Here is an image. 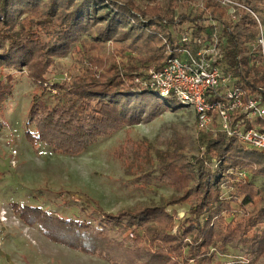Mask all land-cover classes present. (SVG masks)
<instances>
[{"label": "trees", "instance_id": "1", "mask_svg": "<svg viewBox=\"0 0 264 264\" xmlns=\"http://www.w3.org/2000/svg\"><path fill=\"white\" fill-rule=\"evenodd\" d=\"M246 2L264 11V0ZM165 14L161 7L142 9L121 0H0V69L27 73L39 90L31 100L27 134L55 152L78 157L124 128L187 107L148 84V72L177 56L188 30L209 31L207 15L224 25L225 71L249 93L264 88V69L250 66L247 55V43L256 34L249 17L230 24L227 12L212 0L194 15ZM186 22L192 26L177 29ZM68 54L86 59L91 72L49 83L46 75ZM117 57L128 62L120 65ZM12 95V81L0 79V111ZM4 125L0 119V134ZM214 125L218 131L201 159L181 151L157 152L154 179L177 193L166 205L99 216L86 210L77 217L45 212L46 237L110 264H264V193L250 179L264 178V153L228 137L216 118ZM154 172L141 179L150 181ZM233 201L252 207L248 217L229 218ZM177 205H189L179 223L168 210ZM35 220L26 222L35 225ZM229 249L238 254L230 255ZM229 256L234 260H225Z\"/></svg>", "mask_w": 264, "mask_h": 264}, {"label": "rangeland", "instance_id": "2", "mask_svg": "<svg viewBox=\"0 0 264 264\" xmlns=\"http://www.w3.org/2000/svg\"><path fill=\"white\" fill-rule=\"evenodd\" d=\"M121 1L132 2L142 9L161 7L167 17L175 12L176 19L186 12L194 15L201 3V0ZM256 11L264 18V11ZM189 24L186 22L177 29ZM117 61L123 65L128 59L117 57ZM91 68L82 56L68 54L56 60L46 79L51 84L70 81L76 76H87ZM8 74L15 79L7 77ZM0 79L11 80L13 85V95L0 111L5 124L0 134V264H109L48 239L42 227L45 212L77 217L86 210L99 216V212L117 214L126 209L166 205L177 193L154 179L158 175L157 152L181 151L189 159H201L207 141L218 131L214 124L199 131L196 114L187 106L167 112L149 124L124 128L78 157L65 156L27 134L31 100L39 92L27 73L0 69ZM153 169L156 172L150 181L145 182L146 177L141 179ZM250 179L264 193V178L250 175ZM168 210L179 223L188 214L189 205ZM251 211V206L233 201L229 218H246ZM26 219H36L35 225ZM228 251L230 255L238 254L232 249ZM231 258L225 260H234Z\"/></svg>", "mask_w": 264, "mask_h": 264}, {"label": "built area", "instance_id": "3", "mask_svg": "<svg viewBox=\"0 0 264 264\" xmlns=\"http://www.w3.org/2000/svg\"><path fill=\"white\" fill-rule=\"evenodd\" d=\"M205 1L201 0L199 8H204ZM212 1L227 12L230 24H241L244 16L253 20L256 34L247 43L249 64L264 69V18L244 0ZM207 18L209 31L196 35L191 28L184 33L177 56L170 57L161 70H149L147 82L192 108L199 131L208 130L216 118L228 137L264 153V88L249 93L237 77L225 71L224 25L212 15Z\"/></svg>", "mask_w": 264, "mask_h": 264}, {"label": "crops", "instance_id": "4", "mask_svg": "<svg viewBox=\"0 0 264 264\" xmlns=\"http://www.w3.org/2000/svg\"><path fill=\"white\" fill-rule=\"evenodd\" d=\"M110 264V263H109Z\"/></svg>", "mask_w": 264, "mask_h": 264}]
</instances>
